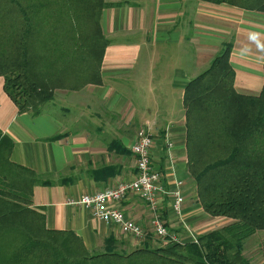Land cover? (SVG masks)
Listing matches in <instances>:
<instances>
[{"label": "crops", "instance_id": "1", "mask_svg": "<svg viewBox=\"0 0 264 264\" xmlns=\"http://www.w3.org/2000/svg\"><path fill=\"white\" fill-rule=\"evenodd\" d=\"M104 1L109 5L101 10L99 24L108 44L98 82L77 90L55 88L40 112L32 114L18 111L0 75V134L11 141L9 160L47 181L30 186L29 207L43 215L46 229L73 232L91 253L104 249L107 237L115 239L119 251L141 247L140 239L117 225L65 202L132 179L134 135L147 129L153 139L152 162L161 169L165 188L171 191L176 180L181 181L182 215L171 212L164 196L163 214L169 228L189 241V234L229 223L228 217L207 214L197 200L186 166L182 98L186 83L208 66L225 42L231 43L228 57L236 90L260 91L264 11L224 1ZM120 206L146 229L144 238L151 241L150 246H159L146 204L130 193ZM248 240V261L264 264V230Z\"/></svg>", "mask_w": 264, "mask_h": 264}, {"label": "trees", "instance_id": "2", "mask_svg": "<svg viewBox=\"0 0 264 264\" xmlns=\"http://www.w3.org/2000/svg\"><path fill=\"white\" fill-rule=\"evenodd\" d=\"M228 2L264 11V0ZM104 0H0V75L18 111L37 114L52 90H77L100 80L108 40L101 33ZM231 43L185 86L187 171L196 197L211 216L232 221L194 240L129 252L104 238L89 252L71 231L46 229L30 204V186L47 183L9 160L11 141L0 134V264H249L243 240L264 229V60L257 94L234 87ZM56 138V137H52Z\"/></svg>", "mask_w": 264, "mask_h": 264}, {"label": "built area", "instance_id": "3", "mask_svg": "<svg viewBox=\"0 0 264 264\" xmlns=\"http://www.w3.org/2000/svg\"><path fill=\"white\" fill-rule=\"evenodd\" d=\"M152 135L147 129L138 131L131 146L135 159V174L130 180L120 181L113 187L84 193L77 198L66 199V204L80 206L88 209L92 216L100 221L117 225L119 229L138 239H143L146 229L134 219L127 216L121 209L120 202L130 193L137 195L151 211L149 225L154 237L165 239L169 242H184L172 231L164 217V196L168 198V206L171 212L180 216L184 198L181 192V181L176 180L174 187L168 191L164 186L163 173L152 162L151 147ZM171 146V143H167ZM189 239L195 236L189 234Z\"/></svg>", "mask_w": 264, "mask_h": 264}, {"label": "rangeland", "instance_id": "4", "mask_svg": "<svg viewBox=\"0 0 264 264\" xmlns=\"http://www.w3.org/2000/svg\"><path fill=\"white\" fill-rule=\"evenodd\" d=\"M207 67H203L202 69H200V71H199V73L201 72V71H203L204 69H206ZM42 107V106H41ZM140 131V130H139ZM137 134H138V131H136V133H135V137L137 136ZM191 177V176H190ZM182 215V214H181ZM176 216V215H175ZM176 217H178V216H176ZM232 220H230V222H231ZM260 230H264V229H260ZM258 231V230H257ZM256 231V232H257ZM255 233V232H254ZM253 233V234H254ZM133 236V235H132ZM134 237V236H133ZM250 237H252V234L251 235H249V236H247L244 240L246 241V243H243V242H245L244 240H243V242H242V246H241V255L246 259V261H248L249 259H248V257H246V253H247V246H249V244H250V242H251V240H248ZM136 238V237H135ZM155 239L159 242V246H164L165 247V245H168V242L165 240V239H161V238H159V237H155ZM142 242H140V243H151V241H149V240H146L145 238H141L140 239ZM151 245V244H150ZM115 249L116 250H121L120 248L119 249H117V246H115ZM103 250V249H102ZM102 250H98V251H102ZM248 263L249 264H251L250 263V261H248Z\"/></svg>", "mask_w": 264, "mask_h": 264}]
</instances>
